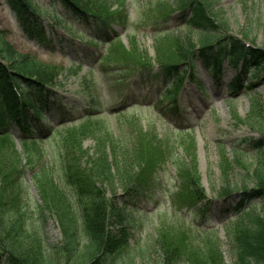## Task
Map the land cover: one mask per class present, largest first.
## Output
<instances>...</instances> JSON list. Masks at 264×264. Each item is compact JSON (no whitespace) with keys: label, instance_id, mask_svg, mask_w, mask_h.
<instances>
[{"label":"rangeland","instance_id":"1","mask_svg":"<svg viewBox=\"0 0 264 264\" xmlns=\"http://www.w3.org/2000/svg\"><path fill=\"white\" fill-rule=\"evenodd\" d=\"M30 1L46 11L42 22L51 47L26 37L8 0H0V37L15 53L46 68L49 116L41 125L50 138L36 144L39 152H21L20 133L12 127L14 148L0 150V157L48 162L61 177L84 164H98L102 155L109 160L113 146L130 157L134 171L145 169L142 179L138 175L146 194L122 215L127 243L105 264H233L230 240L240 215L228 212V206L243 201L244 211L264 216V191L247 202L240 190H256L250 173L259 153L264 167V71L253 70L245 87L232 92L235 71L227 64L216 77L195 58L176 69L175 80L164 81L156 60L176 63L180 44L197 46L204 37L210 44L218 37H236L264 51V0H208L219 24L207 36L186 28L178 0H78L98 15V25L70 21L57 0ZM167 92L175 99L164 97ZM235 151L242 154L239 162L233 160ZM60 183L73 212L93 207L90 196L77 204ZM225 184L233 187L226 202L219 197ZM191 185L208 201L198 212L177 198ZM98 186L109 198L106 184ZM30 196L32 206L37 196L33 190ZM120 196L117 188L111 200L118 210L124 205ZM9 238L24 241L31 259L42 254L51 264H71L60 251L61 231L51 215L13 229ZM78 238L80 245L86 243L81 228Z\"/></svg>","mask_w":264,"mask_h":264},{"label":"trees","instance_id":"2","mask_svg":"<svg viewBox=\"0 0 264 264\" xmlns=\"http://www.w3.org/2000/svg\"><path fill=\"white\" fill-rule=\"evenodd\" d=\"M57 1L70 17V21L88 25L100 24L98 15L85 9L78 0ZM8 3L26 37L41 47L50 48L51 42L45 34L42 22L46 11L33 6L30 0H8ZM176 4L187 28L195 30L201 36L217 31L219 22L210 12L211 3L208 0H178ZM63 23L66 27L70 26L69 21L64 20ZM242 37H245V34H242ZM208 40V37H204L200 46H193L189 41L186 45L180 44L176 63L162 64L157 59V66L163 69L159 77L164 81L175 80L176 69L189 65L196 57L207 69L216 73L225 62L237 69L234 90L243 88L244 78L253 70L264 71L263 50L245 47L239 39L228 36L218 37L215 46L210 45ZM90 41L92 42L91 39ZM3 61L7 62L3 64ZM43 69H46L45 66L15 53L5 39L0 37V150H13L9 144L13 138L11 128L15 127L21 136L19 142L22 152H39L35 144L41 142V139L35 140L32 136L41 138L48 135L46 131L40 130V122L47 119L50 93L45 88L51 85V79ZM164 96L175 99L174 93L167 92ZM173 104L174 102L172 106ZM253 148L258 150L259 147ZM109 154V160L102 155L98 164L87 163L75 171L64 172L61 177L57 175L60 181L48 162L0 157V264H51L42 254L36 259H31L24 253L22 240L28 237L19 241H11L9 238L13 229L26 226L32 219L42 223L46 215L53 216L59 224L62 236L59 247L68 262L105 264L111 260L127 243L129 236L125 230L127 220L122 215L126 209L136 206L137 199L146 193L143 192L141 180L145 169L134 171L129 163L130 157L115 152L113 146H110ZM234 154L233 160L239 162L242 154L237 151ZM262 157L259 153L255 167L250 173L256 190L246 194V188H240L241 196L247 202L261 197L264 191V167L259 162ZM60 182L70 190L68 193L78 201L77 204L82 198L89 200L90 196V199L96 201L93 207L81 210L80 214L73 212L71 199ZM99 182L106 184L111 191L109 198L105 197L99 188ZM117 188L124 203L122 210H118L112 204L114 200H111L114 199ZM232 188L231 185L225 184L220 189L219 196L224 197L226 201ZM32 190L37 200L31 206L27 199H31ZM177 198L187 207L195 208L197 212L198 208L208 205L196 185L188 186L185 192L179 191ZM244 206L242 201L235 207L229 205L227 209L234 215H240L241 228L238 225L237 233L230 240L233 264H264V216L252 215L248 210L244 211ZM112 222L117 225L112 226ZM116 226L120 231L113 228ZM80 228L86 238L84 245H80L78 238Z\"/></svg>","mask_w":264,"mask_h":264},{"label":"bare ground","instance_id":"3","mask_svg":"<svg viewBox=\"0 0 264 264\" xmlns=\"http://www.w3.org/2000/svg\"><path fill=\"white\" fill-rule=\"evenodd\" d=\"M220 84H221V83H220V82H218V83L216 84V86H219ZM216 86H215V88H217Z\"/></svg>","mask_w":264,"mask_h":264}]
</instances>
